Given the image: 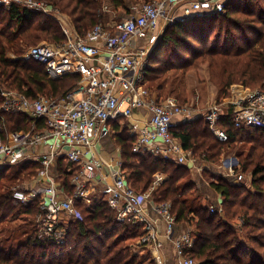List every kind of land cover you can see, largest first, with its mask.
<instances>
[{
	"label": "trees",
	"instance_id": "trees-1",
	"mask_svg": "<svg viewBox=\"0 0 264 264\" xmlns=\"http://www.w3.org/2000/svg\"><path fill=\"white\" fill-rule=\"evenodd\" d=\"M40 1L67 14L77 34L83 37L94 25L108 21L104 6L115 12L121 10L130 14L134 4L142 0ZM40 40L56 44L66 40L55 18L16 4L10 9L0 5V83L24 93L30 99L37 94L60 97L76 84L78 75L69 74L52 80L41 65L20 58L27 47ZM169 48L178 62L186 61L185 52L202 57L208 64L210 78L219 94L236 83L246 89L252 87L262 91L264 0H226L222 13L192 16L185 21L168 23L148 53L146 75L150 87L159 89L163 82L169 80L166 77L163 82L155 81L161 72L175 64L170 62V56V61L169 58L163 60ZM164 62L170 66H160ZM1 101L0 97V104ZM203 119L192 118L178 123L172 130L184 149L199 152L204 159L213 160L238 140H247L252 144L247 153L239 147H232L237 150L239 170L244 172L251 167V188L245 184L233 185L237 182L231 184L222 178L209 183L221 196L224 214L218 209L211 212V204L199 201L200 191L197 195H185V192L194 189L193 181L181 179V172L188 171V167L150 151H134L135 138L122 130L114 138L117 137L121 148V171L126 183L135 191L144 192L156 172H165L167 177L154 189L152 200L170 202L176 225H192L188 231L194 242L185 251L196 264H264V127H234L231 108H228L217 121L226 135L220 139L211 131L209 122ZM30 122L29 117L19 113H4L0 117L4 134L27 129ZM254 132L260 137H255ZM27 166H32L29 172H35L37 168L36 163L25 161L0 168V223L23 217L20 223L1 227L0 264L152 263L147 251L135 250L136 241L133 244L127 242L145 233L142 224L116 221L115 212L104 198L90 207L79 205L82 218L68 221L65 243L57 245L39 239L33 224V215L37 210L35 203L21 204L11 195L15 180ZM68 175L63 176L65 182ZM4 177L7 181L4 179L1 182ZM243 190L244 193L240 194ZM235 217L241 219L245 229L242 238L235 233L231 221Z\"/></svg>",
	"mask_w": 264,
	"mask_h": 264
},
{
	"label": "built area",
	"instance_id": "built-area-1",
	"mask_svg": "<svg viewBox=\"0 0 264 264\" xmlns=\"http://www.w3.org/2000/svg\"><path fill=\"white\" fill-rule=\"evenodd\" d=\"M225 1L150 0L132 7L124 18L94 25L82 37L65 20L64 13L43 1L0 0L5 9L16 4L52 16L66 37L59 44L31 45L21 59L41 65L52 80L69 74L79 77L60 97L37 94L30 99L0 83V117L4 113H19L31 119L27 129L7 134L0 126V168L21 161L37 164L31 181L12 187L11 195L24 205L35 203L33 224L39 239L57 245L65 243L68 221L82 218L79 205L90 207L104 198L115 212L116 221L142 224L145 233L138 238L139 244L157 249L160 241L156 223L145 208L150 200L153 211L164 223L167 238L173 242L177 264H196L185 251L194 239L188 230L176 232L170 202H154L151 198L162 180L160 174H154L146 191L137 192L126 183L119 159L111 170L112 180L107 181L108 175H98L108 165L99 157L96 145L111 135L112 124L119 118L130 117L135 109L144 108L150 117L135 139L133 150L150 151L177 163L191 161V151L182 147L172 130L178 123L192 119L195 112L175 99L164 98L148 85L149 46L138 44V40L146 38L154 42L161 31V21L171 23L222 13ZM223 106L231 108L234 127H264V92L239 93L227 102H215L208 107L204 119L222 139L226 135L216 127L224 114ZM174 117H179V121H174ZM229 165L226 174L236 181L242 180L243 176L234 174L230 162ZM65 175H68L66 182ZM209 208L211 212L221 210L216 204Z\"/></svg>",
	"mask_w": 264,
	"mask_h": 264
},
{
	"label": "rangeland",
	"instance_id": "rangeland-1",
	"mask_svg": "<svg viewBox=\"0 0 264 264\" xmlns=\"http://www.w3.org/2000/svg\"><path fill=\"white\" fill-rule=\"evenodd\" d=\"M144 1H138L134 6L136 7L137 5H140ZM65 14V13H64ZM67 17H65L66 21L71 23L70 18L68 17L67 14H65ZM116 15L117 17L113 20H119L120 18H124L125 16H128L129 14H126L124 12H118V14H113V16ZM114 18V17H113ZM68 23V24H69ZM104 25H107V23H103ZM163 28H161L162 30ZM161 32V31H160ZM63 33V32H62ZM142 40V46H150L152 45L151 41L146 38L140 39L139 41ZM37 43H50V41L47 40H40ZM171 46H174V44L171 43ZM170 46V47H171ZM175 47V46H174ZM199 49H202V47H199ZM164 59H167L172 57V60L170 61V58L168 61L175 63L174 66L169 67L167 63L160 64V66H163L164 68H168L167 71L161 72L159 78H157L155 81H160L163 82L164 78L166 77L169 78V80L166 82H163V85L161 88L157 89L155 86L151 85L152 89H155L158 91L159 94H161L163 97L167 98H176V102L184 107H187L188 110L191 109V111H195L197 114H200L201 112L207 111L208 107H210L213 103L215 102H227L230 99L235 98V95L239 93H248L250 91H256L255 89L257 88H245L243 87L240 83L233 84L228 90H225L222 94L218 93V89L215 86V82L211 80L210 78V72H209V67L207 62L203 61L202 57H194L190 55L188 52H185L186 55V61L184 62H178L176 58H174L171 54L170 48L167 50V52L164 54ZM10 57H12L11 54H9ZM162 60V62H163ZM202 67H208L206 76L203 77L200 75V68ZM154 83V82H153ZM211 87L215 88V97L213 99H210L211 97ZM262 92H264V89H262ZM190 108V109H189ZM227 110L226 106H223V112ZM201 111V112H200ZM195 117V116H194ZM193 117V118H194ZM177 119V118H173ZM211 129V128H210ZM255 137H260L258 133H253ZM117 138V137H116ZM115 138V142L117 143V140ZM245 139V138H243ZM260 139V138H259ZM264 140V137H262ZM135 139H133L134 143ZM254 143V142H252ZM233 145V146H232ZM251 142H248L247 140H238L234 144H231L229 149H226L221 151L218 157H216L213 160H206L204 159V155H200L199 152H191V167H188V171H182L183 177L181 178L182 180H187L190 179L193 181L192 183L194 184V189L189 190L185 192V195L191 196V195H197L198 193L201 192V196L199 201L202 203H210V201H207L204 198V194L208 193L210 196L213 194L216 196L218 195L219 202L216 205H219L221 208V196L220 194H217L209 185L210 181L218 180L219 178H222L226 181H229V183H236L233 185H248L251 188V175H250V168L249 167L247 170L244 172H241L239 169V163H238V155H237V150L232 148V147H239L244 153H247L249 147H250ZM119 149V155L121 158V148L120 145H118ZM141 151V150H138ZM111 153H105V157L110 159ZM105 159V158H104ZM229 162L232 166V169L234 171V174H241L242 180L236 181L235 177L232 175H227V169L229 170ZM32 166H27L25 169L19 174V177L15 180V183L13 184L12 187H19L22 184L29 183L31 179L33 178V175L35 172H29ZM219 167H222L221 169ZM30 169V170H29ZM237 170V171H236ZM220 171V172H219ZM165 173V172H164ZM5 177L1 180L4 181ZM7 179H5V182ZM264 185V184H263ZM199 187V188H197ZM197 189V190H196ZM200 191V192H198ZM239 191V190H238ZM215 192V193H214ZM240 194L244 193V190L242 192H239ZM223 208V207H222ZM225 208V207H224ZM221 214H224L223 209L220 211ZM20 217L13 219V220H8L9 222H2L0 223V233L2 225H12L14 223H20L21 222ZM231 221H233V227L235 228V233L239 236V238H242V236L245 235L244 231L245 229L242 227V222L241 219L235 217L234 219L232 218ZM192 227V225L189 224H183V228L185 230H189ZM137 241V238L135 240H127L128 243L133 244ZM137 250V248H135ZM149 254V253H148ZM150 255V254H149ZM147 260V259H146Z\"/></svg>",
	"mask_w": 264,
	"mask_h": 264
},
{
	"label": "crops",
	"instance_id": "crops-1",
	"mask_svg": "<svg viewBox=\"0 0 264 264\" xmlns=\"http://www.w3.org/2000/svg\"><path fill=\"white\" fill-rule=\"evenodd\" d=\"M106 12L108 13V21L106 23H108V22L113 21V17L115 16V15L113 16V14H118V12H121V10H117V12H115L112 9L107 8ZM164 25H165V21H161L160 22V29L163 28ZM146 40L148 41V39H146ZM153 43L154 42H152L151 44L153 45ZM138 44L142 45V40L141 41L138 40ZM152 45L149 46V51H150ZM207 70H208V67L200 68V75L205 77ZM210 90L212 93L210 96L211 97L210 99H213V97H215V88L211 87ZM172 99L176 100L175 97H173ZM205 112H201L200 114H197L195 112L194 116L195 117H204ZM149 117H150V112L148 110H146L144 108H139V109H135L130 117L119 118L118 121H116L112 124V131L113 132L111 133V135H109L108 137L102 138L100 143H98L96 145L99 157L103 161H105L108 165V166H103L101 171L98 173V175H100V174L108 175V176H106V180L107 181L112 180V178L110 176L111 170L114 169L113 167H116V165H115L116 160H119V159L121 160L120 155L117 152V149H119V147L115 142L114 135L119 133V131L124 130L127 135H131L135 139H137V137L141 133L142 129L146 126V123H147ZM174 118H177V119H174V121H179V117H174ZM189 120H191V119H189ZM203 120H206V119H203ZM216 129L219 132L225 133L218 125H217ZM211 131L214 133V135L217 138L222 139L221 137L218 136V133H216V131L214 129H211ZM157 144L159 145L160 148L163 147L162 143L157 142ZM107 152L111 153L110 159L105 157V153H107ZM178 164H183L186 167H191L190 161H186L184 163H178ZM156 173L160 174L162 180H164L167 177L164 172H156ZM151 198H152V195H151ZM204 198L207 201H210L211 204H218L219 199H220L218 197V195L215 196L213 194L212 196H210L209 192L204 194ZM151 204H152V202L149 200L146 203L145 208H146L147 214L156 223V229L158 232V239L160 241V245L156 249L153 246H140V245H138L139 244L138 241H136L135 248L140 249V252L141 251H147L150 254V258L152 261L151 264H177L176 256H175V249L173 247V242L171 239L167 238L166 233H165L164 223L160 219V217L153 211ZM5 222H9V221L7 220ZM183 231H186L183 228V225H177V231L176 232L181 233Z\"/></svg>",
	"mask_w": 264,
	"mask_h": 264
},
{
	"label": "water",
	"instance_id": "water-1",
	"mask_svg": "<svg viewBox=\"0 0 264 264\" xmlns=\"http://www.w3.org/2000/svg\"><path fill=\"white\" fill-rule=\"evenodd\" d=\"M168 23H165L163 29L161 30V32L167 27Z\"/></svg>",
	"mask_w": 264,
	"mask_h": 264
}]
</instances>
